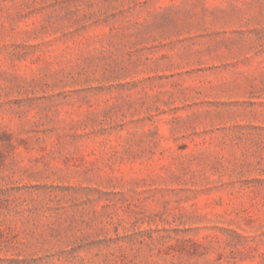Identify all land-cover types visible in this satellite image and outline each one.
<instances>
[{
	"label": "rangeland",
	"instance_id": "374dc122",
	"mask_svg": "<svg viewBox=\"0 0 264 264\" xmlns=\"http://www.w3.org/2000/svg\"><path fill=\"white\" fill-rule=\"evenodd\" d=\"M0 264H264V0H0Z\"/></svg>",
	"mask_w": 264,
	"mask_h": 264
}]
</instances>
